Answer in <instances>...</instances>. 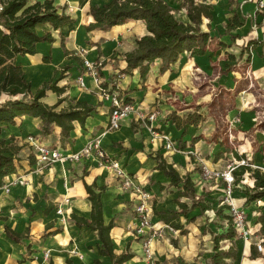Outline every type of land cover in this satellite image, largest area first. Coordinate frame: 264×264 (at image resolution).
<instances>
[{"label":"crops","instance_id":"crops-1","mask_svg":"<svg viewBox=\"0 0 264 264\" xmlns=\"http://www.w3.org/2000/svg\"><path fill=\"white\" fill-rule=\"evenodd\" d=\"M36 1L28 0L29 3ZM109 1L55 0L54 5L59 11L64 10L73 21L57 30L49 23L38 24V33L43 35L50 31L54 40L39 42L35 54L17 57L26 79L31 82L32 93L50 80H58V86L65 88L62 95L47 91L41 98L42 102L54 105L61 99L58 110L79 100L87 101L97 108L86 119L84 127L77 120L73 122L74 129L65 141L61 140L58 126H54L51 134L42 136L40 119L27 115L18 117L15 124L4 127L2 135L7 139L13 136L22 149L17 171L6 176L4 185L0 187V264H68V260L71 264H113L108 256L99 254L100 240L96 232L86 226L78 228L70 219L72 213L90 218L91 203L87 198L85 183L91 185L96 182L97 186H106L101 198L103 219L105 224L114 220L115 226L110 232L114 252L120 254L130 246V251L135 255L124 264H163L166 259L177 263L179 256L185 257L186 245L192 242L196 230L200 232L202 229L203 234L208 232L205 229L209 227L196 222L206 217L208 210L201 214L200 208L196 207L190 210L188 218L181 216L186 233L174 232L154 212V209L178 210L177 200L189 205L192 201L191 198L180 197L181 188L172 186L170 179L155 168V156L162 154L181 175L191 176V173L186 172L190 170L188 161L182 159L181 153L167 150L161 134L165 132L173 140L179 139L181 145L185 144L182 148H186V141H183L187 135L186 128L198 125L200 118H196L193 113L184 116L173 110L170 122H155L151 128L138 122L149 120L147 114L152 111L149 107L155 102H162L167 91L177 90L179 85H183L182 79L186 80L189 88H195L193 78L199 74L197 72L212 69V54L207 47L204 55L184 53L163 75H159L160 60H156L150 65L145 80L141 79L138 69L124 73L127 69L126 54L136 48L137 40L147 34V29L144 21L129 20L109 30L88 31L86 26L94 21L90 14L91 5H102ZM258 1L225 0L223 5H214L213 0H201L212 5L213 14L212 19L204 18L207 28L203 27V20L202 29L210 31L212 27L214 31H219L218 34H223L220 40L224 49H227L229 39L244 41L249 38L248 41L259 52L256 64H264V0H261L263 9L259 8ZM226 8L233 12L231 17L235 12L239 15L241 26L226 31L231 19L226 14ZM186 18L189 21L187 15ZM215 18L217 23H214ZM62 40L68 52L63 49ZM240 49L243 55V46ZM231 58L234 56L231 55ZM85 59L98 66V80L84 73ZM226 77L224 75L222 80L225 81ZM81 78L84 79V86L79 82ZM103 90L108 96L104 95ZM115 94L140 106L143 119L132 115L123 121L119 129L107 130ZM168 106V103H160L165 112ZM189 116L194 122L184 124L183 121ZM174 119L183 123L181 128L176 126ZM30 136L53 149L59 148L65 155L64 160L42 166L29 140ZM196 137L199 136L190 137L191 146L202 140V137L197 140ZM92 139H99L111 159L133 177L132 186L123 185V179L116 175L112 165L101 164L95 155L83 153L85 145ZM229 150L226 148V151ZM219 156L223 157V154L219 153ZM181 161L187 163L186 171H181ZM66 199L69 201L66 202ZM141 205H144L147 216V224L143 228H140V222L144 215L137 210ZM47 206L51 210L45 214ZM58 207L62 208V214L57 212ZM192 217L195 220L187 223V219ZM5 226L19 233L28 228V236L15 242L7 237ZM163 233L168 234L169 238H163ZM172 239L177 243L174 244ZM46 251L50 252L49 263L44 257ZM96 259L99 263L95 262Z\"/></svg>","mask_w":264,"mask_h":264},{"label":"trees","instance_id":"trees-1","mask_svg":"<svg viewBox=\"0 0 264 264\" xmlns=\"http://www.w3.org/2000/svg\"><path fill=\"white\" fill-rule=\"evenodd\" d=\"M55 0H37L29 3L28 0H0L2 10L0 11V187L4 185L6 176L17 171V161L22 146L15 142L13 136L7 139L2 135L5 126L15 124L18 117L24 115L40 119V134L47 136L53 132L54 126L61 129V140L69 139L71 131L74 129L75 120L84 127L86 119L96 110V106L87 101H76L68 107L58 110L62 100L59 99L54 105H49L41 101L47 91L51 90L58 95L65 92L64 87L58 86V80H50L35 92L31 91V82L25 77V72L17 62V57L26 54L37 53L39 42L53 41L54 37L50 31L43 35L37 31L40 23H49L54 29H59L65 23L73 21V18L54 5ZM182 7L186 8L189 21L179 20L173 12V8L165 0H110L102 5L94 4L90 7V14L94 21L86 26L88 31L100 29L109 30L114 26L122 25L129 20H142L145 22L147 34L137 40L136 48L126 54L128 73L138 69L142 80L146 79L150 70V65L156 60H160L159 75L165 74L184 53L191 55H204L206 47L210 41V31L203 30L204 18H213L212 5L206 2L196 3L195 0H184ZM239 15L235 12L226 26V31H230L241 26ZM62 47L66 50L64 40ZM66 69L68 67H65ZM104 86V83L102 84ZM127 101V100H126ZM186 118L183 123H193L192 119ZM178 128L182 127L181 122L174 119ZM199 137H196V140ZM185 147V144L181 145ZM235 156H241L235 152ZM157 160L156 169L161 170L170 179V184L181 188L180 197L192 199L189 205L186 202L177 200L179 209H169L168 211H158L154 209L161 221L167 224L174 231L186 233L184 225L181 223V216L188 218L191 209L200 208L201 214L207 210H214L216 217H222L228 221L225 231L215 233L206 228L212 236L213 249L206 264H233L237 259L239 250L236 240L241 234L235 226V218L226 210L231 207L222 204L217 207L210 205L199 198L196 199L195 183L189 174L181 175L173 164L168 163L162 154L155 156ZM249 173L253 179V185H245L243 193L246 197V204L264 199V171L258 167L252 168L250 163H243L236 166L231 174L235 184L242 181L243 176ZM87 198L91 203L90 218L80 216L76 213L70 215L71 221L78 227L84 226L94 230L100 240L99 254L108 256L113 264H124L135 255L127 250L116 254L113 249L110 236L111 229L115 226L114 220L105 224L103 219L102 193L106 186H97L96 182L89 185L85 183ZM51 210L50 206L45 209V214ZM195 217L187 219V223L193 222ZM256 223H259V233L264 236V210H260ZM59 232V231H57ZM5 233L8 238L15 242H20L28 236L29 229L19 233L9 226H5ZM230 241L226 247L221 245L222 241ZM172 242H177L172 239ZM249 258L256 260L264 259V252L259 249L256 242L250 244ZM99 263V260H95ZM71 264V261H67ZM264 264V263H263Z\"/></svg>","mask_w":264,"mask_h":264},{"label":"rangeland","instance_id":"rangeland-1","mask_svg":"<svg viewBox=\"0 0 264 264\" xmlns=\"http://www.w3.org/2000/svg\"><path fill=\"white\" fill-rule=\"evenodd\" d=\"M165 1L171 5L179 20L187 21L186 8L182 7L184 0ZM195 1L198 3L201 0ZM224 1L213 0V3L214 5L216 3L223 5ZM258 2L259 8L263 9L261 0ZM226 11L228 12L226 14L231 17L233 12L227 8ZM214 17L218 18L217 15ZM216 18L214 23H217ZM262 21L264 23V17ZM203 27L207 28L206 19ZM216 27L222 29L221 26ZM210 31L211 38L207 50H210L212 54L210 61L212 69L197 72L199 74L193 78L195 88H189L186 80L182 79L183 85H179L177 90L167 91L162 102H155L149 107L156 113L155 120L144 119V122L139 120L138 123L146 124L151 128L155 122H170L173 110L180 115L185 116L187 113H193L196 118H200L198 125L186 128L187 135L183 138L187 144L186 148L181 147L179 139L171 138L178 145L176 153H181L182 159L187 160L190 167V170L186 171L187 163L181 161L183 168L181 171L192 174L197 194L196 199L199 198L217 207L222 204L230 205L231 209L226 210L225 213L231 214L235 218V226L241 234L240 239L236 240L239 253L233 264H263L264 259L262 258L256 260L249 258V246L254 241L264 252V236L259 233L260 225L255 220L259 211L264 210V199L253 201L247 205L243 190L245 185H253V179L247 173L241 182L235 184L231 171L243 163H250L253 169L258 167L264 171V64H256L258 51L248 41L249 38H246L245 42L242 39H229L226 44L227 49H224L223 42L220 40L223 34H218L219 31H214L212 27H210ZM241 46L244 48L243 55L240 53ZM231 55L234 58H231ZM224 75L227 76L225 81L222 80ZM160 103H168L170 105L168 111L165 112L160 107ZM163 134L165 132L161 135ZM191 136L202 137V140L191 146ZM226 148L230 149L229 152L226 151ZM235 152L244 156L238 159ZM219 153L223 154V157H220ZM205 167L211 171L212 176H204ZM191 203L192 201H190ZM205 216L196 222L209 227L215 233L225 231L228 224L226 219L216 217L214 210H208ZM146 224L147 219L143 218L140 228ZM139 231L141 232V229ZM199 231L196 230L194 239L192 238V242L186 245L185 257L179 256L177 263L171 259H166L162 263L206 264L212 254V236L208 232L203 234L202 229ZM176 233L179 232L176 231ZM166 237L169 238V235L163 233V238ZM229 244V240L221 242L223 247ZM49 258L50 252L46 259L48 263ZM154 261L157 260L154 259Z\"/></svg>","mask_w":264,"mask_h":264},{"label":"built area","instance_id":"built-area-1","mask_svg":"<svg viewBox=\"0 0 264 264\" xmlns=\"http://www.w3.org/2000/svg\"><path fill=\"white\" fill-rule=\"evenodd\" d=\"M2 4H0V11L2 10ZM261 7H263V2L261 1ZM84 67L85 71L84 73L86 75L92 76L95 80L99 79V72H98V66L93 63L92 61H89L88 59L84 60ZM81 86L85 85L84 79H80ZM104 95L108 96V93H106L104 90ZM141 107L138 106L136 103L128 102L126 100H123L118 97V95H113V106L112 111L110 114L109 122L107 125V130H117L121 127L123 121L127 119L128 117H131L132 115L137 116L141 119H143V115L140 112ZM147 118L150 121H154L156 118V113L154 111H150L147 114ZM165 148L170 151H177L178 145L173 141L169 135L163 134L162 135ZM29 140L31 141L33 147L37 151V159L39 162L42 163V166H49L57 161L64 160L65 155H63L59 148L53 149L49 147L48 145L40 142L38 139H35L33 136L29 137ZM100 140L92 139L90 140L84 147L83 153L86 155H95L99 158L101 161V164H108L112 165L115 168L116 175L123 179V185L125 187H130L133 185V177L127 173L124 169L118 166L117 162H114L111 157L106 153V151L102 148L100 144ZM78 155H73L72 157H77ZM204 176L209 177L212 176L211 171L205 167V170L203 172ZM69 199H66V202H68ZM138 211L141 212L144 215V219L146 218V213L144 209V205H141L138 207ZM57 212L59 214H62V208L58 207ZM172 229V228H171ZM173 230V229H172ZM174 231V230H173ZM176 232V231H175ZM179 232V231H177ZM49 256V251L45 253V259H47Z\"/></svg>","mask_w":264,"mask_h":264}]
</instances>
